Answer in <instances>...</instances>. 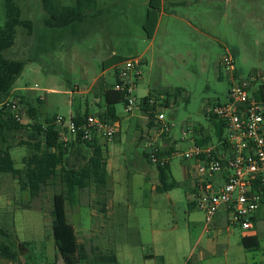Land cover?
Masks as SVG:
<instances>
[{
    "label": "rangeland",
    "instance_id": "1",
    "mask_svg": "<svg viewBox=\"0 0 264 264\" xmlns=\"http://www.w3.org/2000/svg\"><path fill=\"white\" fill-rule=\"evenodd\" d=\"M161 1L164 14L156 26L155 17L151 29L149 11L158 13L152 0H94L82 21L61 28L43 23L41 0H16L21 17L31 22V31L26 34L19 28L3 55L23 62L14 86L23 100L36 107L41 124L47 117L67 118L74 111L96 115L98 108L90 106L93 92L71 94L74 86H87L109 57L143 60L131 110L125 112L121 103L114 105L116 136L97 137L105 158V188L97 191L89 185L75 190L74 202L62 204L64 219L76 241L87 250L113 253L115 264H156L154 259H143V254L160 256L163 264H259L261 259L264 263L262 209L247 231L225 226L222 218L212 224L214 218L203 231L202 213L187 208L194 198L193 162L180 155L193 137L211 135L214 119L207 112L226 101L230 81L244 79L251 91L264 86V0ZM170 13L176 18H169ZM3 19L0 3V26ZM224 56L231 57L233 71L224 68ZM112 74V68L104 72L107 83ZM173 88L181 93L169 96L164 106L162 101L159 107L154 104L168 129L153 143L155 157L168 165L167 182L172 180L175 186L156 192L155 164L145 157L150 151V127L139 101L145 94L155 99L156 91ZM20 113V123L26 125L25 103H20ZM25 137L24 129L12 132L2 145L10 146L16 167L32 152L17 145ZM168 147L170 154L163 155ZM61 188L55 180L31 197L15 177L0 173V241L11 240L18 254L15 261L0 257V264H59L48 211L52 193ZM243 234L256 236L258 250L240 245ZM89 255L81 264H88Z\"/></svg>",
    "mask_w": 264,
    "mask_h": 264
},
{
    "label": "trees",
    "instance_id": "2",
    "mask_svg": "<svg viewBox=\"0 0 264 264\" xmlns=\"http://www.w3.org/2000/svg\"><path fill=\"white\" fill-rule=\"evenodd\" d=\"M153 8L158 10V0H152ZM3 11V23L0 26V101L13 96L19 99V103L26 104V114L29 122L22 125L14 120L9 112L0 109V173H9L17 180L21 190H27L31 197H36L42 188L49 184H54L55 180L62 186L58 193H52L51 208L48 211L49 223L51 226V237L54 244L59 264H81L87 258L88 264H115L113 253H102L94 248L86 249L85 245L75 240L71 226L65 221L62 204L66 201L72 204L75 200V190H81L89 185L99 191L105 188L106 171L105 158L102 155L101 145L92 137L89 140H80L74 137L62 146L57 140V132L51 125L52 116L44 119L43 124L37 120V109L30 102L23 100V96L18 91H12L17 77L23 70V62L5 58L3 51L11 47L14 43L17 30L26 29V34H30L31 22L21 17V11L16 0H0ZM94 0H69L67 3L61 0H41V10L44 13L43 23L50 28H61L82 21L93 7ZM155 12L149 11L151 29L155 22ZM123 59L113 58L108 65H118ZM116 73V71H115ZM233 77L236 74L233 73ZM116 81V75L113 82ZM113 84V83H112ZM112 84L106 86L101 91L102 111L96 114L101 120L106 122H117L114 112V105L125 102L122 91L113 90ZM181 93V89H160L156 91L154 100L162 101L166 105L169 96L175 97ZM257 99L264 100V86L259 85L256 91H252ZM152 96L147 94L140 98L139 107L148 117L146 125H152L153 105L146 100ZM162 97V98H160ZM87 111H75L71 115L72 121L78 123L86 115ZM208 117L213 118L211 135L217 138L222 133L220 122L207 112ZM26 133L25 139L19 140L17 145L26 146L32 152L22 158V166L16 167L10 155V146L6 144L8 134L23 130ZM211 135L203 137H193L194 142L204 145L211 141ZM116 134L114 135V137ZM113 137V138H114ZM168 147L163 155L170 154ZM146 157V154H145ZM168 165H155L157 185L156 192L166 191L175 186L174 181L167 182ZM193 204L188 203L187 208H192ZM262 207V206H261ZM104 209V203L100 202V211ZM254 221V216L251 218ZM2 232V231H1ZM4 238L8 236L2 232ZM240 245L246 250H256L258 248L255 235L241 236ZM11 240L0 241V257L15 261L17 251ZM143 259H154L156 264H162V258L157 255H143Z\"/></svg>",
    "mask_w": 264,
    "mask_h": 264
},
{
    "label": "built area",
    "instance_id": "3",
    "mask_svg": "<svg viewBox=\"0 0 264 264\" xmlns=\"http://www.w3.org/2000/svg\"><path fill=\"white\" fill-rule=\"evenodd\" d=\"M139 64V59L127 58L116 66V81L112 89L123 92L125 112L131 110L134 102L133 90L140 75ZM222 64L227 71H233L231 57L224 56ZM146 102L153 105L152 125L147 130L151 142L147 160L162 165L165 160L155 157L157 148L153 141L156 138L161 140L168 124L163 122L162 113L155 108L162 105L159 104L161 101L151 97ZM0 109L20 122L18 98L10 96L3 99ZM208 112L220 122L221 135L214 142L204 145L195 143L192 138L191 145L180 153L183 159L193 162L192 204L202 213L203 231L217 216L222 218L225 226H237L247 231L254 213L264 205V100L254 97L248 81L232 80L226 92V101L215 103ZM50 123L62 146L74 137L80 140L92 137L111 140L117 132L116 121L106 122L93 114H87L78 123L72 121L71 116L53 115Z\"/></svg>",
    "mask_w": 264,
    "mask_h": 264
},
{
    "label": "crops",
    "instance_id": "4",
    "mask_svg": "<svg viewBox=\"0 0 264 264\" xmlns=\"http://www.w3.org/2000/svg\"><path fill=\"white\" fill-rule=\"evenodd\" d=\"M162 5V1L161 0H158V13H157V16H156V22H155V26L158 24L159 22V17L164 14L160 7ZM167 16L169 18H176L174 14H167ZM186 25L190 26L189 23L186 22ZM10 48V47H9ZM113 60V56L112 57H109L107 60H103L102 61V66H104L103 68L101 67V70L99 72H97L94 76H92V78L89 80V83L87 84V86H84V87H77V86H74V91H71L70 93H76V94H85L89 91H92L93 92V95H92V101L90 102V106L94 107L96 106L98 108V112H101L102 111V105L100 106V99H101V91L102 89H104L106 86H109L113 83V80L115 79V71H116V66L117 65H108V63L110 61ZM142 58L139 57V62H142ZM108 68H112V71H113V80L109 83H107V81L103 78V74L104 72L108 69ZM45 91H54L53 89L51 88H46L44 89ZM12 91H18V93L20 94L19 92V88L15 87L13 88ZM147 95V94H145ZM144 95V96H145ZM86 111V110H85ZM75 112V111H74ZM74 112H71L69 114V116H71ZM88 113V112H87ZM90 114V113H88ZM98 141V139H96ZM262 209V211L264 212V205L262 207H259L256 212L254 213V217H255V214L260 210ZM221 219L220 216H217L215 221L212 222V224H217V222H219V220ZM246 236L247 235H253V234H245ZM257 240V239H256ZM258 244V242H257ZM246 250V249H245ZM258 250V248L256 249ZM143 255H148V254H143ZM154 255V254H152ZM116 259V258H115ZM163 264V262H162ZM259 264H264L262 262V259L260 260V263Z\"/></svg>",
    "mask_w": 264,
    "mask_h": 264
}]
</instances>
